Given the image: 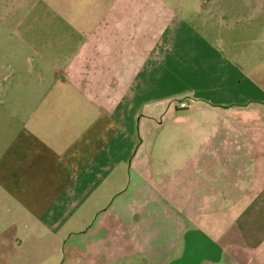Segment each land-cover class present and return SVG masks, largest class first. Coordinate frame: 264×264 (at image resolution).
<instances>
[{
    "label": "crops",
    "instance_id": "1",
    "mask_svg": "<svg viewBox=\"0 0 264 264\" xmlns=\"http://www.w3.org/2000/svg\"><path fill=\"white\" fill-rule=\"evenodd\" d=\"M114 34L0 82V264H264V33Z\"/></svg>",
    "mask_w": 264,
    "mask_h": 264
},
{
    "label": "rangeland",
    "instance_id": "2",
    "mask_svg": "<svg viewBox=\"0 0 264 264\" xmlns=\"http://www.w3.org/2000/svg\"><path fill=\"white\" fill-rule=\"evenodd\" d=\"M205 1L0 0V82L10 64L24 65L28 56L43 62L34 48L68 51L85 47V37L104 41L105 33L109 43L114 33H170L186 24L201 33H264V0H218L223 8L213 16Z\"/></svg>",
    "mask_w": 264,
    "mask_h": 264
},
{
    "label": "built area",
    "instance_id": "3",
    "mask_svg": "<svg viewBox=\"0 0 264 264\" xmlns=\"http://www.w3.org/2000/svg\"><path fill=\"white\" fill-rule=\"evenodd\" d=\"M179 105H180L181 107H186L188 104H187L186 101H180V102H179Z\"/></svg>",
    "mask_w": 264,
    "mask_h": 264
}]
</instances>
